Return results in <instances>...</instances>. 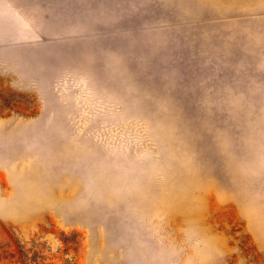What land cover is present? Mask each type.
<instances>
[{
  "label": "rangeland",
  "instance_id": "obj_1",
  "mask_svg": "<svg viewBox=\"0 0 264 264\" xmlns=\"http://www.w3.org/2000/svg\"><path fill=\"white\" fill-rule=\"evenodd\" d=\"M0 116V264H264V0H0Z\"/></svg>",
  "mask_w": 264,
  "mask_h": 264
},
{
  "label": "crops",
  "instance_id": "obj_2",
  "mask_svg": "<svg viewBox=\"0 0 264 264\" xmlns=\"http://www.w3.org/2000/svg\"><path fill=\"white\" fill-rule=\"evenodd\" d=\"M13 122L11 116L8 118L0 116V180L11 187L8 199L10 202L16 201L15 181L18 176L16 166L21 161V149L23 145L31 147L33 137L31 133L23 134L21 129H16ZM19 196V200H21V192H19ZM0 218L13 223L12 206L0 203Z\"/></svg>",
  "mask_w": 264,
  "mask_h": 264
}]
</instances>
